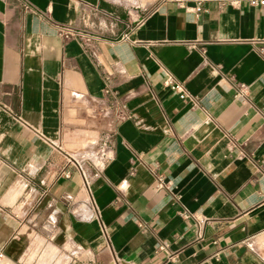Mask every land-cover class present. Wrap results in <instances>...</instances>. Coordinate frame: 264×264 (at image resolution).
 I'll return each mask as SVG.
<instances>
[{"label":"crops","instance_id":"obj_1","mask_svg":"<svg viewBox=\"0 0 264 264\" xmlns=\"http://www.w3.org/2000/svg\"><path fill=\"white\" fill-rule=\"evenodd\" d=\"M0 264H264V3L0 0Z\"/></svg>","mask_w":264,"mask_h":264},{"label":"built area","instance_id":"obj_2","mask_svg":"<svg viewBox=\"0 0 264 264\" xmlns=\"http://www.w3.org/2000/svg\"><path fill=\"white\" fill-rule=\"evenodd\" d=\"M248 2L251 5H256V4H263L264 1L262 0H248ZM59 36L63 39V40H68V39H77L79 41H81L82 43H84L86 46H88L89 43V38L80 33L79 31H76L74 29H69L66 27H61L59 29ZM93 54V53H92ZM163 86L166 87L170 92H172L174 95H176L179 99H186L187 98V94L184 90V87L182 84L176 82L174 79H172V77L170 76H166L164 81H163ZM242 89H244V87L242 86ZM107 93V92H105ZM83 179L86 181V178L83 176ZM190 215L186 214V213H182L181 217L183 218H187ZM197 230L195 232L196 237L200 238L201 237V233H200V227L203 224V220L201 219H197Z\"/></svg>","mask_w":264,"mask_h":264}]
</instances>
